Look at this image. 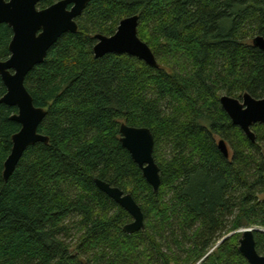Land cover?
<instances>
[{
  "label": "trees",
  "instance_id": "1",
  "mask_svg": "<svg viewBox=\"0 0 264 264\" xmlns=\"http://www.w3.org/2000/svg\"><path fill=\"white\" fill-rule=\"evenodd\" d=\"M135 15L159 68L94 55L96 35L113 36ZM77 24L26 77L47 111L39 133L49 143L30 147L7 181L21 126L11 120L18 110L0 104V264H249L240 235L218 243L264 229V124L253 126L252 143L220 99L264 98V52L253 45L264 37V0H92ZM12 37L1 25V61ZM123 123L154 135L157 193L121 144ZM96 179L133 196L144 230L123 231L132 217ZM256 245L264 255V233Z\"/></svg>",
  "mask_w": 264,
  "mask_h": 264
},
{
  "label": "water",
  "instance_id": "2",
  "mask_svg": "<svg viewBox=\"0 0 264 264\" xmlns=\"http://www.w3.org/2000/svg\"><path fill=\"white\" fill-rule=\"evenodd\" d=\"M92 0H61L52 6L40 10L42 0H0V26L7 25L13 32L9 44L10 57L0 60V78L6 88L0 104L18 110L11 120L21 129L12 137V150L4 164V180L13 175L25 152L38 143H49V138L39 133L47 111L34 105V100L25 86V80L34 67L42 64L50 49L65 34H77V19L83 14ZM140 18L135 15L123 19L111 36L96 35L93 52L96 58L108 54L129 55L145 62L148 66L159 68L157 59L147 43L138 36ZM254 47L264 52V37L253 40ZM221 106L234 126L239 127L245 136L254 143L256 135L253 126L264 124V98L255 99L245 94L241 100L222 96ZM121 144L130 153L133 161L141 169L145 180L158 192L161 186V173L154 157L155 138L148 128L131 127L123 123L120 127ZM218 148L226 157H230L229 148L224 140ZM99 190L121 206L132 217L123 231L133 235L145 229V215L131 194L113 187L102 180H95ZM257 228L241 231L238 250L249 264H264V255L257 251ZM226 236L220 243L229 239Z\"/></svg>",
  "mask_w": 264,
  "mask_h": 264
},
{
  "label": "rangeland",
  "instance_id": "3",
  "mask_svg": "<svg viewBox=\"0 0 264 264\" xmlns=\"http://www.w3.org/2000/svg\"><path fill=\"white\" fill-rule=\"evenodd\" d=\"M244 229H247V228H243V229H240V230H238V231H236V232H233L234 235H232L231 237H233V236H235V235H240V236H241V231H243ZM257 229L263 231V233H264V229H262V228H257ZM231 234H232V233H231ZM231 237H230V238H231ZM220 244H221V243H218V245H220ZM218 245H217V246H218ZM217 246H216V247H217ZM216 247H215L212 251H214V250L216 249ZM212 251H211V252H212ZM211 252H210V253H211ZM203 260H204V259H203ZM203 260H201L198 264H200Z\"/></svg>",
  "mask_w": 264,
  "mask_h": 264
},
{
  "label": "bare ground",
  "instance_id": "4",
  "mask_svg": "<svg viewBox=\"0 0 264 264\" xmlns=\"http://www.w3.org/2000/svg\"><path fill=\"white\" fill-rule=\"evenodd\" d=\"M96 184V183H95ZM98 188V187H97Z\"/></svg>",
  "mask_w": 264,
  "mask_h": 264
}]
</instances>
